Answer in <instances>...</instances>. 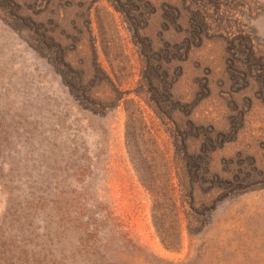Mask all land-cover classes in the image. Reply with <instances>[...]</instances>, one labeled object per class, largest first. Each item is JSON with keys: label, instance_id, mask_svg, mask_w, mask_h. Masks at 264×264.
<instances>
[{"label": "rangeland", "instance_id": "obj_1", "mask_svg": "<svg viewBox=\"0 0 264 264\" xmlns=\"http://www.w3.org/2000/svg\"><path fill=\"white\" fill-rule=\"evenodd\" d=\"M0 264H264V0H0Z\"/></svg>", "mask_w": 264, "mask_h": 264}, {"label": "trees", "instance_id": "obj_2", "mask_svg": "<svg viewBox=\"0 0 264 264\" xmlns=\"http://www.w3.org/2000/svg\"><path fill=\"white\" fill-rule=\"evenodd\" d=\"M62 75L64 76L66 84L69 85L72 92H74L75 84L72 83L73 80L70 77V74L62 73ZM150 148H148L147 151H144V155L141 159L144 163H141V161L138 164L136 163L139 177L142 184L154 196L155 205H161L164 200L169 201L175 210L176 220L179 221L180 209L177 207L176 186L174 182L175 178L171 163L168 159H166V157H162L165 164L160 165L158 163V150L156 148H154V150H152V147ZM186 160L188 165L189 159ZM163 235V241L171 246V242L175 239L169 235L166 236L164 233Z\"/></svg>", "mask_w": 264, "mask_h": 264}]
</instances>
